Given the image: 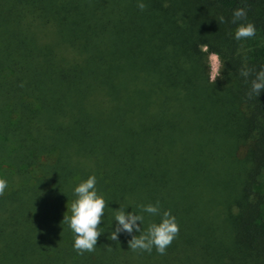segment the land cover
<instances>
[{
    "label": "trees",
    "instance_id": "obj_1",
    "mask_svg": "<svg viewBox=\"0 0 264 264\" xmlns=\"http://www.w3.org/2000/svg\"><path fill=\"white\" fill-rule=\"evenodd\" d=\"M262 2L0 0V264H264V91L239 74L264 44L236 54L229 22L245 7L264 30ZM202 45L222 81L203 77ZM191 98L198 126H172L169 100ZM89 174L105 208L78 254L62 216ZM156 201L178 226L163 254L108 238L119 205L143 231Z\"/></svg>",
    "mask_w": 264,
    "mask_h": 264
},
{
    "label": "clouds",
    "instance_id": "obj_2",
    "mask_svg": "<svg viewBox=\"0 0 264 264\" xmlns=\"http://www.w3.org/2000/svg\"><path fill=\"white\" fill-rule=\"evenodd\" d=\"M136 6L140 10L145 8L143 0H137ZM246 16L245 7H236L232 10L229 22L235 25L232 33L234 40L239 41L255 35L256 29ZM217 19L220 23L225 22L223 15ZM202 49H206V46H202ZM208 59L209 80H214L221 73V61L215 53L211 54ZM239 74L248 84L249 95L258 96L261 91H264V64L249 65L245 60L239 69ZM95 185L96 177L92 174L74 184L71 189L74 198L68 204L69 214L62 216V220L72 234L71 246L78 254L84 251H93L97 237L101 234L97 225L102 220L105 200L103 195L97 192ZM7 188L8 181L0 176V195H3ZM126 206L131 209L130 203L119 205L115 209L110 222L111 230L108 233V238L116 241L119 234L126 233L130 236V239L127 240L129 249L150 252L155 248L157 253L163 254L166 246L170 244L178 231L175 216L170 214L167 209L161 211L159 201L144 204L141 206V211L158 216L159 219L149 222L146 228L141 231L143 216L132 210L125 211Z\"/></svg>",
    "mask_w": 264,
    "mask_h": 264
},
{
    "label": "rangeland",
    "instance_id": "obj_3",
    "mask_svg": "<svg viewBox=\"0 0 264 264\" xmlns=\"http://www.w3.org/2000/svg\"><path fill=\"white\" fill-rule=\"evenodd\" d=\"M260 12L263 11L264 13V0L262 2V6L261 8L259 9ZM257 14H255L254 16H256ZM254 23V22H253ZM255 29H256V32H255V35L253 37H248V38H243L242 40H234L233 37V43L235 45V50H236V54L238 52L242 53V52H245L247 51L248 49H250L254 44H264V30L259 27V26H254ZM235 28V27H234ZM234 28H232L231 30V33H233L234 31ZM204 46V45H202ZM202 46H201V56H202V60H201V63H202V75L203 77H206L208 78L209 80V72H210V65H209V56L213 53H215L214 51L210 50V48H208L206 46V49H202ZM217 54V53H215ZM218 55V54H217ZM220 61H221V73L220 75H218L214 80H209V81H212V82H220L223 80V78L225 77V71H226V66L225 64L222 62V59L220 58V56L218 55ZM147 81H152L151 79H147ZM204 93V92H203ZM207 95V94H206ZM169 96V94H168ZM205 97V96H204ZM203 97V99H204ZM206 101L207 103H205V105L208 104V98H206ZM185 103H182V104H179V105H176L174 103L173 100H169V103H168V107H170V110L173 111V123H172V126H176V128H183V129H193L195 127H197L198 125L194 122V116H197L195 112L197 111H193L190 107H189V103H193V99H185L184 100ZM188 103V105H187ZM202 105V100H201V103ZM187 106V107H186ZM168 107L165 108V107H161L159 110V114H160V119L161 120H164L165 121V117L168 115L169 116V113H167L166 111H168ZM166 112V113H165ZM142 115L144 112H141ZM199 114V112H197ZM202 116L203 118L206 116L207 112H206V109L205 111H202ZM146 115H144V117H146ZM202 124H204V121L202 120ZM177 143H180V142H177ZM264 229V228H263Z\"/></svg>",
    "mask_w": 264,
    "mask_h": 264
}]
</instances>
